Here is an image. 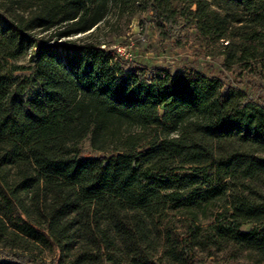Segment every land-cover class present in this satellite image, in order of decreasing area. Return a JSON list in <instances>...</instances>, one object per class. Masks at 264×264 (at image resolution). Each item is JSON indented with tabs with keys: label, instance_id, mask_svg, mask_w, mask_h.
<instances>
[{
	"label": "trees",
	"instance_id": "1",
	"mask_svg": "<svg viewBox=\"0 0 264 264\" xmlns=\"http://www.w3.org/2000/svg\"><path fill=\"white\" fill-rule=\"evenodd\" d=\"M141 14L218 73L73 40ZM249 78L264 83V0H0V264H264Z\"/></svg>",
	"mask_w": 264,
	"mask_h": 264
},
{
	"label": "rangeland",
	"instance_id": "2",
	"mask_svg": "<svg viewBox=\"0 0 264 264\" xmlns=\"http://www.w3.org/2000/svg\"><path fill=\"white\" fill-rule=\"evenodd\" d=\"M181 42L162 41L157 28L153 24L150 14L136 15L129 22L125 17L118 18L111 16L107 21L91 32L73 37L76 42L88 41L100 44L107 51H113L114 46L123 47L125 53L130 55L127 60L122 59L128 67H162L171 73L181 72L187 67L200 70L205 76L211 77L218 73V66L221 58L204 57L193 45L190 33H185ZM27 59H21L20 63L26 64ZM24 74V73H20ZM247 87L242 89L249 97L259 104H264V89L262 81L249 78ZM245 83V82H244ZM34 90L28 92L31 97ZM81 150L84 156L98 157L89 146V141L81 143ZM51 258L46 262L50 264ZM200 264H254L253 262L241 259L237 262H225L222 256L212 259L202 258Z\"/></svg>",
	"mask_w": 264,
	"mask_h": 264
},
{
	"label": "built area",
	"instance_id": "3",
	"mask_svg": "<svg viewBox=\"0 0 264 264\" xmlns=\"http://www.w3.org/2000/svg\"><path fill=\"white\" fill-rule=\"evenodd\" d=\"M114 52H111L114 56L119 57L121 59L127 60L130 58V55L128 53H125V50L123 47L114 46L113 48Z\"/></svg>",
	"mask_w": 264,
	"mask_h": 264
}]
</instances>
